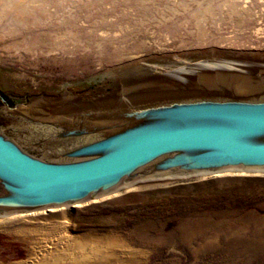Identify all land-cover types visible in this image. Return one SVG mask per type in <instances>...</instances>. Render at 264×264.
I'll use <instances>...</instances> for the list:
<instances>
[{"label":"rangeland","instance_id":"1","mask_svg":"<svg viewBox=\"0 0 264 264\" xmlns=\"http://www.w3.org/2000/svg\"><path fill=\"white\" fill-rule=\"evenodd\" d=\"M62 1L51 0V13L35 6L36 22L26 16L31 27L0 38L2 93H77L155 55L264 52V0H205L206 6L204 0ZM196 3L208 11L196 12ZM7 135L41 157L62 158L32 148L14 132ZM224 170L214 175L141 169L99 201L0 213V264H36L28 253L42 242L66 264L86 256L89 264H263L264 240L258 246L256 237L264 239V167Z\"/></svg>","mask_w":264,"mask_h":264},{"label":"water","instance_id":"2","mask_svg":"<svg viewBox=\"0 0 264 264\" xmlns=\"http://www.w3.org/2000/svg\"><path fill=\"white\" fill-rule=\"evenodd\" d=\"M258 53L155 55L81 92L12 100L0 94V213L97 197L141 169L264 167V52ZM8 132L62 158L41 157Z\"/></svg>","mask_w":264,"mask_h":264},{"label":"bare ground","instance_id":"3","mask_svg":"<svg viewBox=\"0 0 264 264\" xmlns=\"http://www.w3.org/2000/svg\"><path fill=\"white\" fill-rule=\"evenodd\" d=\"M59 1V0H58ZM64 1V0H63ZM62 1V2H63ZM73 1V0H72ZM195 1V0H194ZM198 1V0H197ZM207 1V0H206ZM205 0H204V2H206ZM210 1V0H209ZM217 1H219V0H217ZM222 1V0H221ZM41 2H43L42 0H0V38H5L4 36H6L7 34H8V37H9V34L11 33V32H13V33H15V31L16 32H18L20 29H22V28H29V26H30V22H28V20H27V18H26V16L27 15H30V16H33V20H34V18H35V20H36V18H38V14H37V10H38V12H40L39 10H42L41 12H45V13H51V10H50V8L48 7V5L49 4H51V0H50V3L49 4H47L48 2H46V4L43 2V3H41ZM65 2H66V0H65ZM78 2V1H77ZM186 2H187V0H182V5H186ZM201 2H203V1H201ZM213 2V1H212ZM222 2H224V1H222ZM229 2H230V0H229ZM233 3H234V1H232ZM259 2V1H258ZM60 3V2H59ZM67 3V2H66ZM175 3V2H174ZM178 3V2H177ZM181 3V2H180ZM209 3V2H208ZM221 2L219 1V3L218 4H220ZM227 3V2H226ZM63 3H61V5H58V6H63L62 5ZM68 4V3H67ZM70 4H71V2H70ZM72 4H74V3H72ZM189 4V3H188ZM187 4V5H188ZM197 4V3H196ZM206 4H207V2L205 3V6H206ZM229 4V3H228ZM57 5V4H56ZM180 5V4H179ZM181 5V6H182ZM203 5H204V3H203ZM35 6H37L38 7V9L36 10L35 9ZM68 6V5H67ZM176 6V5H175ZM197 6H200V3H199V5L197 4L196 6H195V8L194 9H196V7ZM205 6H201V7H198V8H201V9H199V12H201V13H206V11H208L207 10V8L205 7ZM208 6V5H207ZM210 6V5H209ZM211 6H212V4H211ZM217 7H218V5H216ZM163 7V6H162ZM180 7V6H179ZM65 8H66V6H65ZM65 8H63L64 10H65ZM69 8V7H68ZM185 8V7H184ZM197 8V9H198ZM210 8V7H209ZM208 8V9H209ZM220 8V7H219ZM223 8V7H222ZM221 8V9H222ZM227 8V7H226ZM229 8H230V6H229ZM53 9H54V7H53ZM52 9V10H53ZM56 9H57V7H56ZM174 9V8H173ZM185 9H190V8H185ZM197 9H196V12H197ZM213 9H214V7H213ZM61 10H62V8H61ZM66 10H67V8H66ZM70 10V9H69ZM175 10V9H174ZM177 10H179V9H177ZM176 10V11H177ZM216 10H217V8L216 9H214V11L216 12ZM163 11V10H162ZM185 11V10H184ZM192 11V10H191ZM212 11V10H211ZM213 11V12H214ZM224 11V10H223ZM227 11H228V9H227ZM232 11H234V10H232ZM231 11V12H232ZM57 12H59V11H57ZM56 12V13H57ZM68 12H70V11H68ZM68 12H66V14L68 13ZM72 12V11H71ZM188 13H189V10L187 11ZM198 12V13H199ZM229 12H230V9H229ZM53 13H55V12H53ZM55 13V14H56ZM64 13V12H63ZM178 13V12H177ZM212 13V12H211ZM73 14V13H72ZM183 14V13H182ZM218 14H220V13H218V11H217V15ZM227 14V13H226ZM42 15V14H41ZM40 15V16H41ZM45 15V14H44ZM44 15H43V18H45L44 17ZM70 15V14H69ZM78 15V14H77ZM197 15V14H196ZM205 15V14H204ZM209 16H210V14H208ZM224 15V14H223ZM230 15H231V13H230ZM39 16V17H40ZM47 16V15H46ZM57 16V15H56ZM59 16V15H58ZM60 16H62V15H60ZM172 16V15H171ZM42 17V16H41ZM166 17V16H165ZM199 17V16H198ZM203 17H205V16H203ZM215 17V16H214ZM240 17V16H239ZM52 18V16L50 17V19ZM63 18V17H62ZM185 18V17H184ZM190 18H192V17H190ZM196 18V17H195ZM212 18H213V16H212ZM217 18V17H216ZM32 19V18H31ZM30 19V20H31ZM48 19H49V17H48ZM49 19V20H50ZM57 19H58V17H57ZM56 19V20H57ZM60 19V18H59ZM34 20V21H35ZM38 20V19H37ZM192 20V19H191ZM235 20V19H234ZM40 21H42V20H40ZM31 22H32V20H31ZM36 22V21H35ZM196 22V21H195ZM179 23V22H178ZM181 23V22H180ZM222 23V22H221ZM33 24V23H32ZM37 24H38V22H37ZM206 24V23H205ZM242 24V23H241ZM186 25V24H185ZM35 26V25H34ZM31 27V26H30ZM55 28V27H54ZM186 29V28H185ZM206 29V28H205ZM209 30V29H208ZM23 31V30H22ZM205 31V30H204ZM234 32V31H233ZM14 35H16V34H14ZM205 35V34H204ZM11 37V36H10ZM200 37V36H199ZM204 39V38H203ZM234 40V39H233ZM229 41V40H228ZM221 43V42H220ZM233 43V42H232ZM230 44V43H229ZM216 46V45H215ZM217 47V46H216ZM222 48V47H221ZM232 50V49H231ZM199 51H202V50H199ZM211 51H215V50H212L211 49ZM182 53H186V52H180V53H178V54H182ZM251 54H259V53H257V52H251ZM261 54V53H260ZM118 74H120V71H119V73H117V75ZM122 74V73H121ZM227 173V171H225V170H220V171H217V172H215L214 173V175H223V174H226ZM110 195H113V192L112 191H110V192H105L104 194H101V195H99V196H97L96 198H93V199H85V200H82V201H80V202H77L75 205L76 206H81V205H83V204H86V203H88V202H91V201H96V200H98L99 201V199H104L105 197H110ZM118 195V194H117ZM19 214H21V213H19ZM11 215V214H10ZM230 228V227H229ZM218 229V228H217ZM223 229V228H222ZM234 229V228H233ZM228 230V229H227ZM224 232V231H223ZM226 232V231H225ZM236 232V231H235ZM234 232V233H235ZM240 232V231H239ZM220 233V232H219ZM231 235V234H230ZM260 235V234H259ZM238 236V235H237ZM262 236V235H261ZM261 236H257L256 237V242H257V245L259 246L260 244H261V240H264ZM231 237V236H230ZM241 237V236H240ZM234 238H235V236H234ZM234 238H233V240H234ZM238 238V237H237ZM187 239V238H186ZM228 239V238H227ZM231 239V238H230ZM34 240V239H33ZM240 240V239H239ZM238 240V241H239ZM227 241H229V240H227ZM55 242V241H54ZM61 242V241H60ZM61 244V243H60ZM40 245V247H37L38 249H31L30 251H29V253H28V257H30V258H32L33 260H36L35 261V263L36 264H66L64 261H62L60 258H63L62 256H59V255H57L58 253L56 252L55 254L54 253H51V251H49L50 249H48L45 245H47V244H43V242L41 243V244H39ZM79 245V244H78ZM232 245V244H231ZM48 246V245H47ZM250 247V246H249ZM53 248H54V246H53ZM248 248V247H247ZM264 248V247H263ZM76 249V248H75ZM71 250V249H70ZM246 250V249H245ZM249 251V250H248ZM256 251V250H255ZM55 252V251H54ZM63 253V252H62ZM105 254V253H104ZM255 255V254H254ZM258 255V254H257ZM234 256V255H233ZM59 257V258H58ZM109 257V256H108ZM86 258H87V256H86ZM85 258V259H86ZM100 258V257H99ZM64 259V258H63ZM80 259H82V258H80ZM85 259H82L81 260V262L79 263V264H89L88 263V260H85ZM93 260V259H92ZM18 261V260H17ZM97 261V260H96ZM231 261V260H230ZM16 262V261H15ZM60 262V263H59ZM105 262H106V260H99L98 261V263L99 264H105ZM246 262V261H245ZM78 263V262H77ZM95 263V262H94ZM98 263H96V264H98ZM16 264V263H15ZM229 264V263H228ZM264 264V263H263Z\"/></svg>","mask_w":264,"mask_h":264},{"label":"flooded vegetation","instance_id":"4","mask_svg":"<svg viewBox=\"0 0 264 264\" xmlns=\"http://www.w3.org/2000/svg\"><path fill=\"white\" fill-rule=\"evenodd\" d=\"M111 81L110 80H107V81H104V83L102 82L101 83V85H107V84H109ZM94 86H97V85H93L92 87H94ZM88 88H91V87H88ZM88 88H86V89H88ZM86 89H84V90H86ZM83 90V91H84ZM81 92V91H80ZM0 94L4 97V98H6V99H8V100H12V98H14V97H10V96H8V95H6V94H4V93H2L1 91H0ZM23 97V96H22ZM24 98H26V97H24ZM1 102V101H0Z\"/></svg>","mask_w":264,"mask_h":264}]
</instances>
